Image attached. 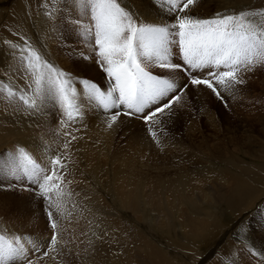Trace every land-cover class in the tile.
<instances>
[{
  "label": "rangeland",
  "instance_id": "rangeland-1",
  "mask_svg": "<svg viewBox=\"0 0 264 264\" xmlns=\"http://www.w3.org/2000/svg\"><path fill=\"white\" fill-rule=\"evenodd\" d=\"M16 1L0 0L2 36L9 38L18 34L17 36L25 39L29 38L27 41L32 42V47L45 55L47 51L43 44L47 43L50 51L47 54L50 58L46 56L45 58L57 67L78 75L81 67L87 64L86 75L99 85H106L94 61L81 60L82 55H94L93 37L88 32L91 28L90 8L82 9L77 3L78 0H36V11L41 10L51 20L52 28L48 35L44 36L34 16L26 17V20L21 17L18 22L12 20L7 23ZM199 1H202L201 7H208V11L205 12L206 9L195 6L198 9H194L196 14L192 13V15L196 17L208 18L216 12L233 13L250 10L257 14L248 19L257 26L264 27V0H259V3L257 0H251L252 2L233 0L234 4H231L230 0ZM119 2L122 5L132 3L130 0H119ZM64 5H66L65 9ZM217 5L220 7L223 5L224 8H218ZM35 13L33 12V15ZM13 24L16 26H11ZM10 27L14 31L8 30ZM40 36L44 37L40 38ZM15 51L14 62L8 61L5 66L0 65V88L8 84L17 91L18 97V90L24 89L28 76L25 72L26 65L21 62V52L17 49ZM173 60L175 62L180 60L175 52ZM148 70L153 74L160 71L154 67ZM241 75L245 82L237 85L231 94H226L227 91L221 89L223 99H218L203 86L189 87L182 96L183 101L179 102V105H173L171 116L162 115L160 117L162 123L154 125L158 138L161 137L159 144L150 139L142 120L121 116V124L131 128V131L141 136V142L150 146L146 154L132 157L137 162L135 165L133 161L131 168L120 166L121 158L114 160L111 153L110 158L104 155L99 158L94 152L95 154L90 158L78 152V142L90 140L87 134L91 133L93 143L95 142L91 143L92 146L97 147L99 144L100 148L104 142L105 132H97L98 124L96 127L92 122L95 115H100L101 119L106 120L107 114L102 110L89 107L86 112L87 117L62 128L57 109L48 103L40 111V115L45 117L44 123L42 120L41 122L44 124L46 134L36 138L40 126L34 125V132L28 135L32 145H28L23 142L25 138L22 134V130H26L28 126L17 125L18 122L14 118L16 115L21 118V115L24 117L35 114L26 113L18 98L11 100L7 98L6 90L0 91V117L5 116V112L6 116H15L11 120L0 119V151L11 149L17 143L25 144L38 162H47L49 155L63 154V162L67 165L65 183L71 181L67 184V191L71 195L63 203V216H57L62 247L59 255L53 253L55 259L46 258L45 264H153L151 262L153 256L164 260L165 264H264V252H258L252 247L257 246L258 238H262L264 242V175H260L257 170V167H264V66H257L252 71H244ZM178 78L179 80L182 78L181 82H183L182 76H176V79ZM77 87L82 86L78 84ZM91 111L93 116L90 118L88 113ZM131 121L133 122L129 124L128 122ZM90 125L94 129H91ZM124 129H120V134L119 132L116 134L117 144L114 142V147L124 149L126 152L131 148L142 147L139 143L140 139L134 134H127L129 131L123 133ZM142 130L143 132H140ZM65 133H71L78 138L71 141L67 150L63 145L70 140V137H65ZM18 134L19 136H16ZM89 158L91 161L88 160ZM139 161H144V165ZM167 176L169 183L163 186L165 189H156L160 180ZM240 178L243 179L239 182L241 185L251 181L250 188H255L253 198L262 191L259 193L261 198H256L254 205L252 201L232 209L226 200L220 199L221 204L203 201L205 199L203 195L218 197L219 192L229 190L233 182ZM182 179L189 186L185 187L183 194L181 192L179 194L193 206L192 208L181 198L179 201L173 200L176 192L172 188ZM127 181L135 188L137 201L140 204L137 205V209L124 208L121 202L113 197L114 195L119 198L122 194L119 183L125 186ZM193 186H199V189L201 187L202 194ZM193 188L197 190L194 191ZM85 191L87 195L84 194ZM163 197L165 201L160 204V198ZM46 207L34 192L19 189L0 191V230L6 228L9 232L17 234H31L30 238L39 245L51 235L45 215ZM200 210L208 211L209 216L203 217L208 221V227L203 228L199 224L203 219L202 216L194 214ZM190 243L194 246H189ZM26 246L31 247V245ZM35 255L34 253L33 258Z\"/></svg>",
  "mask_w": 264,
  "mask_h": 264
},
{
  "label": "snow or ice",
  "instance_id": "snow-or-ice-1",
  "mask_svg": "<svg viewBox=\"0 0 264 264\" xmlns=\"http://www.w3.org/2000/svg\"><path fill=\"white\" fill-rule=\"evenodd\" d=\"M198 2L132 0L122 5L119 0H78L79 7L90 8L88 32L94 39V55H82L81 60L94 61L106 88L86 75L87 64L73 75L21 37V62L26 65L28 82L18 90V97L8 84L0 91L6 90L10 100L18 98L26 113L41 111L51 103L62 128L81 121L89 107L107 114L108 128L121 116L139 119L159 144L154 125L162 123V115L171 116L173 105H179L189 87L203 86L223 99L221 89L231 93L245 82L242 72L264 66V27L248 19L256 12H216L199 18L191 14ZM174 52L179 62L173 60ZM150 67L160 71L153 74ZM176 76H182L183 82ZM65 137H70L63 145L67 150L78 138L71 133ZM66 171L63 154L38 162L25 144L0 151V191L34 192L47 206L51 232L38 245L31 234L0 230V264H45L46 258L55 259L53 253L59 255L62 241L57 216H63V203L71 195Z\"/></svg>",
  "mask_w": 264,
  "mask_h": 264
},
{
  "label": "bare ground",
  "instance_id": "bare-ground-1",
  "mask_svg": "<svg viewBox=\"0 0 264 264\" xmlns=\"http://www.w3.org/2000/svg\"><path fill=\"white\" fill-rule=\"evenodd\" d=\"M131 2H132V0H130ZM210 0H208V2H209ZM222 1H224V0H222ZM229 1V0H228ZM235 1H237V2H239L238 0H235ZM234 1V2H235ZM240 1H242V0H240ZM234 2H233V0H230V3L231 4H234ZM250 2H252L251 0H250ZM262 2V1H261ZM78 3V2H77ZM229 3V4H230ZM257 3H259V0H257ZM263 3V2H262ZM35 4H36V0H17L16 1V3H14V6H13V8H12V10H11V15L9 16V19H8V22L7 21H5V22H7V23H9L10 21H12V20H14V21H16V22H18V21H20L21 20V17L24 19V20H26V17H30V16H34V18H35V21L38 23V25L40 26L39 28H41V33H42V35H44V36H47L48 34V32L51 30V28H52V26H51V20L49 19L50 17H47V16H45L44 14H43V12L41 11V10H38V11H36V6H35ZM218 4V3H217ZM76 5V4H75ZM258 5V4H257ZM72 6V5H71ZM202 6V1H199L198 2V4L196 5V7H200L201 9H206L205 10V12H207L208 11V7H201ZM208 6V5H207ZM65 7H66V5H64V9H65ZM217 7L218 8H224L223 7V5L220 7L219 5H217ZM73 8V7H72ZM198 8H193L192 9V13H195L196 14V10L194 11V9H198ZM74 10V9H73ZM142 10V9H141ZM219 10V9H218ZM33 12H36L34 15H33ZM191 13V14H192ZM66 14H69V13H66ZM24 15H25V17H24ZM74 15V14H73ZM195 16V15H194ZM73 17V16H72ZM30 19H32V18H29V20ZM29 20H28V22H29ZM33 22V21H32ZM72 22V21H71ZM11 24V23H10ZM9 25V24H8ZM11 26H16V25H11ZM6 27V26H5ZM12 27H10V28H8V30L9 29H11ZM12 30V29H11ZM12 31H14V30H12ZM39 31V30H38ZM17 33V32H16ZM15 34V33H14ZM19 34H20V32H19ZM47 34V35H46ZM18 35V34H17ZM17 35H13L12 37H9V38H6V37H4V36H2L1 34H0V65H2V66H5L6 64H7V62L9 61V62H14V60H15V56H16V51H15V49H17L18 51H20V48L21 47H23L24 45H23V40H21V37L22 36H17ZM90 35V34H89ZM43 36V37H44ZM42 36H40V38H41ZM42 37V38H43ZM25 39V38H24ZM28 40H29V38H27ZM26 39V40H27ZM46 40V39H45ZM6 41H11V42H13V43H16V44H18V47L17 48H12V47H10V45L8 44V43H6ZM87 41V40H86ZM31 45H32V42H29ZM42 43V42H41ZM94 43V39L92 40V44ZM47 43H45V44H43L44 46V48H45V50L47 51V53H49L50 51H49V49H48V47H47V45H46ZM21 52V51H20ZM46 53V57H48V58H50L49 57V54H47ZM58 58V57H57ZM49 60V59H48ZM62 60V59H61ZM57 62H59V61H57ZM65 68V67H64ZM91 68V67H90ZM70 71V70H69ZM74 72V71H73ZM73 74V73H72ZM77 74V73H76ZM258 77V76H257ZM14 79V78H13ZM178 82H181V80H182V78H181V80H179V78L178 79H176ZM251 84H253V83H251ZM104 87H106V85L104 86ZM82 88V87H81ZM201 91V90H200ZM222 91V90H221ZM208 92H209V90H208ZM224 92V91H223ZM231 94V93H229V92H226V94ZM233 93H234V91H233ZM204 94V93H203ZM232 96V95H231ZM238 100V99H237ZM183 100H181L180 102H182ZM182 104V103H181ZM180 104V105H181ZM237 104V103H236ZM10 105H12V104H10ZM51 106V105H50ZM11 107V106H10ZM49 107V106H48ZM239 107V106H238ZM238 107H236V108H238ZM46 109V108H45ZM92 109V108H91ZM208 109V108H207ZM45 111V110H44ZM44 113V112H43ZM55 113V112H54ZM249 113V112H248ZM33 114H35V115H25L24 117L21 115V118H20V116H17L16 115V117L15 116H12V117H10V116H6V112H5V116H1L0 117V119L1 120H11L12 118H14L15 119V121H17L18 123H17V125H21V127L22 126H25V125H27L28 127H26V130H22V134H23V137L25 138V140L23 141L25 144H28V145H32V143H30V141H29V137H28V135L31 133V132H34L33 131V128H34V125H37V126H40V129L37 131V135H36V138H39L40 136H44L45 134H46V131H44L45 130V127H44V124H42V122H41V120L43 121V123H44V116H41L40 115V111L39 112H35V113H33ZM89 114V116L88 117H92L93 116V112L91 111V112H89L88 113ZM98 114V113H97ZM208 114H209V112H208ZM207 114V115H208ZM102 116V115H101ZM53 117V116H52ZM85 117H87V114L84 116V118ZM123 117V116H122ZM211 117V116H210ZM7 118V119H6ZM25 118V119H24ZM103 118V117H102ZM106 118V117H105ZM124 118V117H123ZM23 119L25 120V123L23 122ZM87 120V119H86ZM128 120V119H127ZM14 121V120H13ZM106 120H104V119H101V117H100V115H95L94 116V118L92 119V122H93V124H98V127H97V125H96V127H97V129H98V131L97 132H99V133H102V132H105V135L103 136L105 139H104V142H102V145L100 146V148H99V144L97 145V147L96 146H92V144L91 143H93V140H92V138H91V133L90 134H87V138L88 139H90L89 141L88 140H81V142H78L79 143V145L77 146L78 147V152L80 153V154H82V156H85V157H90V158H92L91 156L93 155V154H95L94 152H96V154H98L99 155V158H100V156H105V157H109V155H110V153L112 154V158L114 159V160H118V158H121V163H119L120 164V166H123V167H129L131 164H132V162L135 160L134 158H132V157H139V155L140 154H146L147 152H148V146L149 145H146V143H144V142H141V136H138L137 135V133H135L134 131H131L130 129L131 128H127V127H125L124 125H122L121 124V117H120V119H119V121L115 124V125H113V127L112 128H108L107 127V124H106V122H105ZM124 121V120H123ZM135 121V120H134ZM41 122V123H40ZM133 121H131V122H128L129 124H131ZM46 123V122H45ZM91 123V122H90ZM124 124H126V123H124ZM137 124H140V122L138 123L137 122ZM16 125V126H17ZM46 125V124H45ZM50 125V124H49ZM159 125V124H158ZM15 126V127H16ZM129 126V125H128ZM135 126V125H134ZM11 127V126H10ZM14 127V126H13ZM14 127V128H15ZM18 127V126H17ZM89 127H91V125L89 126ZM95 127V126H94ZM140 127V126H139ZM143 127V126H142ZM159 127V126H158ZM19 128V127H18ZM50 128V127H49ZM93 128V126L91 127V129ZM122 128H125L124 130H123V133H127L128 131V133L127 134H130V135H132V134H134V136H137L139 139H140V142L139 143H141V145H142V147L141 146H139V147H136V149H133V148H131V150H128V152H126L124 149H117L116 147H114V142L116 143V139H117V133L119 132V134H120V129H122ZM132 128H133V126H132ZM11 129V128H10ZM20 129V128H19ZM87 129V128H86ZM89 129V128H88ZM87 129V130H88ZM94 129V128H93ZM134 129V128H133ZM145 129V128H144ZM21 130V129H20ZM19 130V131H20ZM53 130V129H52ZM94 130V131H95ZM120 130V131H119ZM137 130V129H136ZM155 130V129H154ZM157 130V129H156ZM167 130V129H166ZM193 130V129H192ZM12 131H13V129H12ZM95 131V132H96ZM139 131V130H138ZM48 132H50V131H48ZM87 132V131H86ZM140 132H143V130L142 131H140ZM162 132V131H161ZM164 132V131H163ZM171 132V131H170ZM8 133V131L6 132V134ZM173 133V132H172ZM93 134V133H92ZM40 135V136H39ZM100 135V134H99ZM162 135H164V134H162ZM166 135V134H165ZM16 136H19V134L18 135H16ZM116 136V137H115ZM145 135H143V137H144ZM9 137V136H8ZM98 137V136H97ZM46 138V137H45ZM144 138H146V137H144ZM115 139V140H114ZM119 139V138H118ZM149 139V138H148ZM150 139H151V137H150ZM161 139V137L159 138V140ZM168 139V138H167ZM15 140V139H14ZM143 140V139H142ZM169 140V139H168ZM173 140V139H172ZM255 140V139H254ZM95 141V140H94ZM148 142V141H147ZM172 142V141H171ZM95 143V142H94ZM93 143V144H94ZM97 143V142H96ZM99 143V142H98ZM133 143V142H132ZM156 143V142H155ZM251 143V142H250ZM76 144V143H75ZM117 144V143H116ZM138 144V143H137ZM136 144V145H137ZM150 144V143H149ZM200 144V143H199ZM131 145H133V144H131ZM153 146V145H152ZM150 147V146H149ZM159 147V146H158ZM184 147V146H183ZM52 148V147H51ZM70 148L73 150V148L70 146ZM95 148L97 149V148H99V150H95ZM170 148V147H169ZM211 148V147H210ZM253 148V147H252ZM189 149V148H188ZM207 149V148H206ZM216 150V149H215ZM132 151V152H131ZM150 151V150H149ZM204 151V150H203ZM210 151V150H209ZM251 151V150H250ZM98 152V153H97ZM160 152V151H159ZM168 152V151H167ZM171 152V151H170ZM80 156V155H79ZM143 156V155H142ZM151 156V155H150ZM189 156H190V154H189ZM73 157V156H72ZM85 157H82V158H85ZM90 158L88 159V160H90ZM95 158H96V156H95ZM104 158V157H103ZM110 158V157H109ZM108 158V159H109ZM105 160L104 161H106V158H104ZM97 160V159H96ZM66 161V160H65ZM87 161V160H86ZM91 161V160H90ZM89 161V162H90ZM88 162V161H87ZM107 162V161H106ZM137 162V161H136ZM136 162L134 161V163H135V165H136ZM143 162L144 161H139V163L142 165L143 164ZM112 163H114V162H112ZM239 163V162H238ZM240 163H242V161H240ZM89 164H91V163H89ZM88 164V165H89ZM138 164V163H137ZM87 165V166H88ZM107 165V164H106ZM144 165V164H143ZM91 166V165H90ZM112 166V165H111ZM132 166V165H131ZM131 166H130V168H131ZM170 166V165H169ZM134 167H136V166H134ZM184 167V166H183ZM166 168V167H165ZM258 169V172H259V174L260 175H264V167H257ZM81 169H83V166H81ZM99 169V168H98ZM168 170V169H167ZM179 170V169H178ZM254 170H256L255 168H254ZM256 170V171H257ZM123 171H125V170H123ZM122 171V172H123ZM118 172V171H117ZM168 172V171H167ZM176 172V171H175ZM174 172V173H175ZM119 173V172H118ZM241 173H243V171H241ZM79 176H80V174H79ZM204 176V175H203ZM221 176V175H220ZM219 176V177H220ZM243 176V175H242ZM245 177V176H244ZM119 178V177H118ZM120 178L122 179V176H121V174H120ZM222 178V177H221ZM168 176L166 177V178H162L161 180H160V182L157 184V187H156V189L157 188H162V189H165L163 186H166V185H168ZM119 180V179H118ZM147 180V179H146ZM242 180L243 179H236V181L235 182H233V185H232V183H231V188H229V190H225V191H222V192H219L220 193V196H208L207 197V195H203V198H205L203 201L205 202H209L210 204H212V203H214V204H217L218 202L220 203L221 202V200L223 201V200H226L227 201V204L229 205V207H231L232 209L233 208H238V207H240V206H242V205H247V204H249L250 202H252L253 201V205L256 203V198L257 199H260L261 198V195L259 196V193H262V191L261 192H259L258 193V195H257V197H255V198H253L254 196H255V194H254V192H255V188L254 189H251L250 188V183H251V181H247V183L246 184H243V185H241L239 182H242ZM196 181V180H195ZM111 183H112V181H111ZM189 183V182H188ZM205 183V182H204ZM120 184V188H121V190H122V194L121 195H119V198H118V196H114L113 195V197H115V200L117 201H119V202H121L120 204H122V206H124V208H126V207H131V208H133V207H136V209H137V205L139 204V202L137 201V194H136V192H135V188L133 187V185H131L130 184V182L129 181H127L126 183H125V186L124 185H122V183L120 182L119 183ZM118 184V185H119ZM114 186V185H113ZM122 186H124V187H122ZM148 186V185H147ZM186 186H189V185H186V182L185 181H183V179H182V181H179V182H177V185H174L173 186V190L176 192V194L174 195L175 196V199H173L174 201H179V198H181L183 201H185L186 203H187V205H190L185 199H184V197L183 196H181L180 194H179V192H183V190L185 189V187ZM201 186H203V185H201ZM254 186H255V184H254ZM256 186H257V184H256ZM106 187V186H105ZM193 187H196V186H193ZM199 187V186H198ZM198 187H196V188H198ZM115 188V187H114ZM118 188V187H117ZM194 189V191H196L197 189ZM116 189V188H115ZM109 190V189H108ZM186 190V189H185ZM198 190L200 191L201 190V187H200V189L198 188ZM204 190V189H203ZM212 190V189H211ZM207 191V190H206ZM97 193H99L98 191H96ZM87 192L85 191L84 192V194L85 195H87L86 194ZM157 193V192H156ZM195 193V192H194ZM200 193H201V191H200ZM207 193V192H206ZM91 194V193H90ZM101 194V193H100ZM115 194V193H114ZM139 194V193H138ZM183 194V193H182ZM202 194V193H201ZM212 194V193H211ZM93 195H95V193L93 194ZM92 195V197H94ZM160 195V194H159ZM180 195V196H179ZM112 196V195H111ZM164 196V195H163ZM196 196V195H195ZM202 196V195H201ZM263 196V195H262ZM96 197V196H95ZM106 197V196H105ZM154 197V196H153ZM186 198H187V196H185ZM192 197V196H191ZM107 198V197H106ZM208 198V199H207ZM111 199V198H110ZM191 199V198H190ZM201 200H202V198H200ZM216 199V200H215ZM221 199V200H220ZM189 200V199H188ZM215 200V201H214ZM220 200V201H219ZM152 201H153V199H152ZM163 201H165L164 200V197L163 198H160V204H162L163 203ZM193 201V200H192ZM200 201V200H199ZM67 202V201H66ZM182 202V201H181ZM191 202V201H190ZM203 202V203H204ZM100 203V202H99ZM145 203V202H144ZM185 203V204H186ZM192 203V202H191ZM200 203H202V202H200ZM213 204V205H214ZM221 204V203H220ZM140 205V204H139ZM144 205V204H143ZM164 205V204H163ZM166 205V204H165ZM195 205V204H194ZM198 205V204H197ZM191 206V208L193 207L192 205H190ZM196 206V205H195ZM158 207V206H157ZM162 207V206H161ZM213 207V206H212ZM211 207V208H212ZM250 207V206H249ZM163 209V208H162ZM173 209V208H172ZM197 209V208H196ZM234 209V210H235ZM259 210V209H258ZM233 211V210H232ZM208 211H201L200 210V212H194V214H196V215H199V216H202V218L203 217H207V216H209V214L207 213ZM163 214V213H162ZM5 215V214H4ZM211 217V216H210ZM201 218V219H202ZM185 219V218H184ZM204 219V218H203ZM202 219V221H199V224L204 228V227H208L209 226V223H208V221H206V219H204L203 220ZM211 219V218H210ZM213 220V219H212ZM211 220V221H212ZM104 221V220H103ZM232 221V220H231ZM110 222V221H109ZM101 223V222H100ZM101 225V224H100ZM106 227V226H105ZM209 229V228H208ZM13 230V229H12ZM193 230V229H192ZM195 230H197V229H195ZM260 232V231H259ZM184 240H187V239H184ZM234 240H236V238H234ZM262 238H258L256 241H258V242H256V245L257 246H252L253 247V249H256L258 252H264V242H262ZM241 241V240H240ZM90 245V244H89ZM248 245H250V244H248ZM91 246V245H90ZM95 246V245H94ZM189 246H194V244H189ZM251 246V245H250ZM126 247V246H125ZM141 249V248H140ZM144 250V249H143ZM95 252H97V251H95ZM155 252V251H154ZM146 253V251L144 252V254ZM158 253V252H157ZM97 254H98V252H97ZM162 254V253H161ZM262 254V253H261ZM158 255V254H157ZM131 256V255H130ZM144 256V255H143ZM156 256V255H155ZM166 257V256H165ZM262 257V256H261ZM112 259V258H111ZM154 259H158V258H155L154 256H153V258H152V263L153 264H165L163 261L164 260H154ZM239 259V258H238ZM103 260V259H102ZM239 260H241V259H239ZM102 262V261H101ZM117 262V261H116ZM193 263V262H192ZM113 264H115V263H113Z\"/></svg>",
  "mask_w": 264,
  "mask_h": 264
}]
</instances>
